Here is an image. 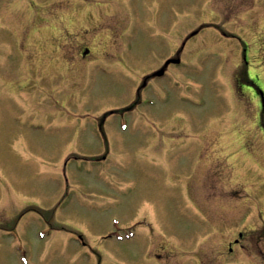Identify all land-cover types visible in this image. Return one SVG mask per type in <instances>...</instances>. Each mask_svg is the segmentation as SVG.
Here are the masks:
<instances>
[{"label": "rangeland", "instance_id": "obj_1", "mask_svg": "<svg viewBox=\"0 0 264 264\" xmlns=\"http://www.w3.org/2000/svg\"><path fill=\"white\" fill-rule=\"evenodd\" d=\"M127 1L124 19L83 0H0V264H256L228 242L263 222L247 187L264 174V113L231 105L227 78L248 43L264 83V18L249 0ZM85 46L110 54L75 65ZM178 54L136 112L104 123L105 141L102 116ZM113 229L122 239H103Z\"/></svg>", "mask_w": 264, "mask_h": 264}, {"label": "flooded vegetation", "instance_id": "obj_2", "mask_svg": "<svg viewBox=\"0 0 264 264\" xmlns=\"http://www.w3.org/2000/svg\"><path fill=\"white\" fill-rule=\"evenodd\" d=\"M230 10V9H229ZM251 17H253V18H260L261 16H259V15H257V14H254L253 12L251 13V14H249ZM245 50H246V53L248 52V47L247 48H245ZM80 55H81V57H84V58H86L89 54H86V55H83V52H81L80 53ZM78 63V62H77ZM76 63V64H77ZM247 63H248V60H247ZM250 72H249V69L246 67L244 70H243V72H242V75H243V77L247 80V83H248V86H247V88L248 89H251V86H250V84H252L253 83V80H250L249 78V74ZM239 79H241V78H239ZM243 79V78H242ZM236 82L238 83V78L236 79ZM236 242H238V241H236ZM252 246L253 247H258L257 249H252V251H254V252H257V251H259V252H261V254H258L256 257H257V260L255 261L256 262V264H264V245L263 246H260L261 248H259V245H254V244H252Z\"/></svg>", "mask_w": 264, "mask_h": 264}]
</instances>
